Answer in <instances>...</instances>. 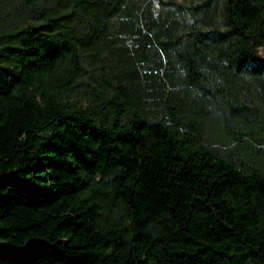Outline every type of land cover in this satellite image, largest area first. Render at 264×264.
<instances>
[{"label": "trees", "instance_id": "obj_1", "mask_svg": "<svg viewBox=\"0 0 264 264\" xmlns=\"http://www.w3.org/2000/svg\"><path fill=\"white\" fill-rule=\"evenodd\" d=\"M24 6L0 34V264H264V0Z\"/></svg>", "mask_w": 264, "mask_h": 264}, {"label": "rangeland", "instance_id": "obj_2", "mask_svg": "<svg viewBox=\"0 0 264 264\" xmlns=\"http://www.w3.org/2000/svg\"><path fill=\"white\" fill-rule=\"evenodd\" d=\"M29 1L31 0H0V34L3 31L12 28L16 23H21L25 20V14L22 11L28 8L24 5L28 6ZM155 1L157 2V0ZM26 21H30V18L28 17ZM0 41H2V38H0ZM258 50L261 53H264L263 46H258ZM84 76H86V72L82 74V77ZM84 103H87V100H84ZM223 131L222 128H219V130L213 135L214 144H218V138L223 134Z\"/></svg>", "mask_w": 264, "mask_h": 264}]
</instances>
